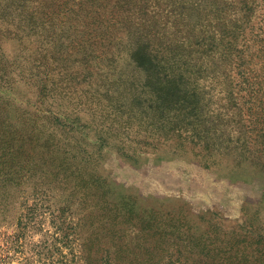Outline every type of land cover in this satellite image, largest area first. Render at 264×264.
I'll list each match as a JSON object with an SVG mask.
<instances>
[{"label": "rangeland", "instance_id": "rangeland-1", "mask_svg": "<svg viewBox=\"0 0 264 264\" xmlns=\"http://www.w3.org/2000/svg\"><path fill=\"white\" fill-rule=\"evenodd\" d=\"M171 2L0 0V131L28 156L0 185V264H264V115L210 80L203 120L169 103L153 68L185 31Z\"/></svg>", "mask_w": 264, "mask_h": 264}, {"label": "trees", "instance_id": "trees-1", "mask_svg": "<svg viewBox=\"0 0 264 264\" xmlns=\"http://www.w3.org/2000/svg\"><path fill=\"white\" fill-rule=\"evenodd\" d=\"M171 6L178 10L179 15H186L185 31L177 42L174 41L173 49L169 48L172 56L167 55L168 62L165 64L167 59L164 57L162 63L153 68L155 76L158 72L162 73L159 84L166 86L169 103L182 109L190 107L191 110L186 113L203 120L202 116L207 115L203 110H206L204 105L207 102L199 89L193 86V81H203L204 90L205 82L210 80L209 85L213 88L254 95L245 99L242 106L247 110L254 109V116L264 115V0H172ZM157 48L156 53L162 51V47ZM133 54L140 62L148 61V44L140 46ZM150 75L153 77L152 72ZM229 101L232 106H237V99ZM49 116L54 121L58 119L53 112ZM33 126L43 133L38 124L33 123ZM206 132L203 137L205 147ZM0 136L7 143L0 153V185H19L28 173V169H24L28 156L24 154V144L21 146L24 138L14 130L6 134L0 131ZM256 144L264 150V129L262 138L259 137ZM48 148L51 152L49 156ZM38 151L40 158L48 156L47 172L57 178L61 168L56 161V144L52 142L48 145L46 139ZM64 156L68 158L65 153ZM37 199L42 198L37 196ZM33 212L34 208L29 207V216L32 217Z\"/></svg>", "mask_w": 264, "mask_h": 264}]
</instances>
